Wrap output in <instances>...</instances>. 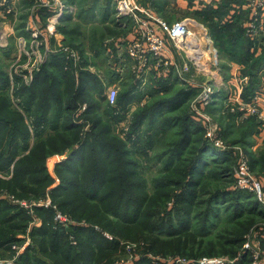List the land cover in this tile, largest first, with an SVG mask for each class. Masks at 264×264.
<instances>
[{
	"label": "trees",
	"instance_id": "16d2710c",
	"mask_svg": "<svg viewBox=\"0 0 264 264\" xmlns=\"http://www.w3.org/2000/svg\"><path fill=\"white\" fill-rule=\"evenodd\" d=\"M224 1L226 4L223 8H206L198 12L196 17L209 29L221 56H226L229 62L244 65L241 77H250L244 94L247 99L260 91L259 73L264 68V52L256 56L254 43L244 37L243 29L237 23L225 22L220 25L214 21V16L222 18L229 15V1ZM38 14L44 26L51 13L41 10ZM66 19H62L58 28L59 32L65 33V37L68 36L64 45L78 50L82 60L83 57H89L90 48L85 46L86 41L76 37L78 34L73 36L80 29V24H71L75 26L68 31L71 18ZM106 19L108 16L102 23L106 22L110 26L111 22L113 29H116L112 35H108V39L121 35L114 18L111 21L108 19V22ZM80 34L85 36V31H80ZM114 47L111 43V48ZM87 68V61L75 65L73 62L68 63L61 52L49 54L39 69L34 71L32 81L26 83L20 74L12 72L10 75L0 66V172L10 176L8 181L0 179V191L7 190V197L14 196L29 202L47 196L52 200L49 208L33 207L35 218L41 224L28 232L35 218L19 205L10 204L7 197H0V249L11 251L14 243L22 242L23 239L17 237L19 231L24 230L34 240L14 264H117L113 258L117 256L115 253L123 249L118 241L122 237L128 241L143 242L148 249L145 253L136 251L139 258L133 264H155L152 257L166 259L169 254L164 246L167 240H161L160 237L181 236L187 230L189 214L200 204L197 201L198 189L209 196L208 203L211 206L220 204L219 200L223 199H219V196L226 197L225 191L216 190L213 195L206 190L209 180L201 176L206 169V155L210 154L215 165H226L233 161L232 153L216 151L212 143L204 138L205 130L200 117L181 116L172 124H167L164 118L187 99L191 100L196 95V89L188 86L179 89L171 97H161L157 103L146 105L139 116V127L146 125L145 122L152 129L156 124L162 128L181 125V133L178 135L182 137L181 141L176 145L166 141L165 153L157 158L159 163L163 161L161 159L170 158L165 161L164 169L159 170L160 176L165 175L163 178L167 179H153L151 192L147 193V180L141 176L139 170L142 168L134 159L131 149L137 138L141 139L142 132L140 134L139 131L136 133L131 130L124 140L112 136L103 114L99 112L100 101L95 100V97H100L108 107V116L120 119L119 111L126 110L129 105L126 96L129 93L128 97L135 99V91L140 82L134 79L129 91L123 96L119 94L113 106L107 101L106 86ZM176 82L180 83L176 79L157 81L160 88L154 86L152 90L162 96L170 93L169 90ZM114 83L111 81L110 85ZM83 105L87 108L81 111ZM231 115L235 120L238 117L233 113ZM195 120L201 122V129ZM199 129L202 131L200 146L191 150L190 158L183 157L184 151L181 150ZM148 137L154 138L153 134ZM130 141L133 145L129 144ZM146 142L151 147V140ZM55 155L66 156L56 164V178L47 167L48 160ZM176 158L185 160L180 161L177 167ZM256 163L261 164L259 172L264 174L263 151ZM219 167L223 168L222 171H229V167ZM233 171L231 168L229 176ZM229 191H226L227 196L231 194ZM238 193L242 199H251V207L261 211V215L264 214L252 195ZM213 211L210 210L207 215L196 213V219L202 224L200 234H206L207 221ZM58 212L71 218L69 228H62L56 223ZM105 233L115 238L108 239ZM243 241L239 236L238 245ZM262 241L264 243V238ZM183 255L190 254H177L175 258ZM247 256L242 248L237 261L245 264ZM197 259L201 258L194 260Z\"/></svg>",
	"mask_w": 264,
	"mask_h": 264
},
{
	"label": "rangeland",
	"instance_id": "374dc122",
	"mask_svg": "<svg viewBox=\"0 0 264 264\" xmlns=\"http://www.w3.org/2000/svg\"><path fill=\"white\" fill-rule=\"evenodd\" d=\"M140 1L142 3L147 2V0ZM167 9V11H164V14L171 21L175 22L181 19L178 10H176L175 8L171 9V7ZM29 20H31V18H29L28 21ZM106 20L107 22L109 21L108 19ZM33 21H36V19L32 20V22ZM73 23H77V21L70 23V25ZM109 24L112 27L111 22ZM70 25H68V31H70L72 26H75ZM110 26H107L106 22L102 24L89 25L88 23L85 24V22L80 21V29L75 31L73 33V36L78 34L76 37H81V40H85V46L88 45L90 51H92L91 54H89V57H83V64L86 63V61L89 63V69H87L92 73L96 74L97 78L100 79L101 82H103V84L106 86V92L108 91L109 87L116 85L119 87V94L123 96L129 91V88L131 86L130 84L131 82H134L135 78L133 77L131 60L126 57L128 55H126L125 52L119 55L118 48L117 52L115 47L114 49L111 48V40H109L108 37L112 35V32L116 31V29H113V27L111 29ZM110 29L112 30L111 32L109 31ZM82 30L85 31V36L80 34V31ZM62 33L65 35L63 31ZM102 38H104L105 40L103 39V41ZM106 48H108V50H106ZM121 48L124 49L125 47L122 46ZM221 58L223 60L222 56ZM0 61L3 65L4 71L10 70L11 67L14 69V66L16 67V70L18 69V60L15 57L0 56ZM223 63L224 61L222 62V64ZM225 73H227V71H225L224 74ZM223 78L224 81L222 80V84L224 85V87L222 88L223 90L220 91L219 96L217 97V99L221 102L214 106L215 108H208L206 112L213 119V122L218 129L219 135L227 147L226 151H230L232 153L233 161H229L228 163H226V165H215V163L211 161L212 158L210 157V154L208 156L206 155L205 161L207 162L204 165L206 166V169H204L201 178L206 179V181L209 180V184H206L205 187L206 190H208L213 195L217 191H225V194H228V192H226L227 190H230L229 193L231 194H229L228 196L227 194L224 195L228 197L229 200H227L228 198L226 197L220 198L221 196H219V199H223L219 200L220 204H215L211 206L210 203H208V201L210 200L209 196L203 194V192L198 189L199 198L197 199V201H199L200 204L195 206L194 210L189 214V224L186 226L187 230L183 232L181 236L176 235L174 237H168L164 235L160 237L161 240H167V245H164L167 252L169 253L166 259L175 258V255L177 254L182 255L183 253H187L190 255H183V257H179L186 260V262L192 261V264H202L201 262L204 259L219 260L220 264H241L237 260L238 258H240L242 248L246 242L253 243L254 245H258L257 243H260V245L262 246L261 248L264 251V243L262 241L264 237V214L261 215V213H259L261 211L251 207V199H242V195L239 194L236 189L234 177L232 175L229 176L230 169H234L235 166L238 164V157L240 155H244L249 161L252 171L264 183V174H261L259 172L261 164L256 163V159L259 158V154L262 151L264 152V135H261V133L258 132L260 128L262 129V123L259 120H252L251 118L241 119L237 117L236 120L233 119L230 109L229 113L227 111V107L225 104L226 101L224 100V98L228 93L233 92L236 88L232 86L233 84H230L229 80L225 76H223ZM262 80H264V75L262 76ZM111 81H115L116 83L110 85ZM156 82L157 81L155 79L149 77L147 83L145 85L139 86L138 89L135 91V99H130V97H128V93V95L126 96V100L128 99L129 105L126 107V110L121 109L119 111L120 119L113 115L108 116V113H106V111H108V107L105 106L106 104L103 103L102 99L100 100V97H95L96 101H100L99 112L103 114L105 123L109 127L108 130L110 131V134L112 136H116L119 139L124 140V138H127V134L131 130H134V132L136 133H138L139 131L140 134L142 132L141 139L137 138V141L134 142L135 145L131 146V149L132 153L134 154V159L140 164L142 168V170H139L141 176L147 180V193L151 192V181L153 179H167V177L163 178L165 177V175L160 176L161 174L159 170L164 169L163 167L165 165V161H169L170 158L167 157L166 160L161 159L163 161H160V163L157 162V158L160 157L161 153H165L167 148L165 146L166 141L172 142V144L175 143V145L177 142L179 143V141H181L182 137H178V135L181 133V125H178V127L175 128H169L167 126V128H162L161 126L156 124L155 128L152 129L150 125L145 122L146 125L139 127V125L137 124L139 116L141 115V112L143 111L146 105L155 102L157 103V101L161 97H171L172 95L177 93L181 88H188L187 84L182 86L180 83L178 84L176 82L173 88H171L170 90L167 89L170 91V93L168 92V94H162V96H160V94H157V92L152 90L154 86L156 88H160V86L157 85ZM263 83L259 84L258 86H264ZM93 88L96 89L97 87L93 86ZM258 93H261V90L258 91ZM243 94H245L244 90ZM97 95L98 94H96L95 92V96ZM192 99H187L185 103H182L180 106H177L171 112L166 114L164 118L166 119L167 124L174 123V120L181 116L183 117L190 115L192 116V118L198 116V114L195 113L194 105H192ZM119 122L121 123V125ZM194 122L201 129V122H199V120H195ZM200 129L198 130L196 135H192V139L190 140L189 144L181 150L184 151L183 157L190 158V155L192 153L191 150L200 146L201 142L199 141L202 140V131H200ZM249 132H251V134H249ZM152 134L154 138L150 139L148 136ZM260 136H262L263 138ZM146 140H151V147H149V144L148 142H146ZM131 142L132 141H130L129 144L133 145L131 144ZM136 149L140 150H138V152L136 151L135 153L134 151ZM184 160L185 158H176L175 166L178 167L180 161ZM218 166H224L225 168L229 167V171H222L223 168H218ZM195 177L199 178L197 175H195ZM0 179L8 181L10 179V176L6 172H0ZM0 193V197H7V195L5 194L7 193V190H1ZM7 199L10 204H17L24 210H27L21 205L22 203H20L26 200H19L15 197L14 199L7 197ZM258 207L259 209H262L259 204ZM210 210L214 211L212 216L207 221L206 234L202 235L200 234L199 230L202 224L200 221L198 222L195 215L198 212L203 213L202 215H207L209 214ZM262 210L264 211V209ZM28 214L33 217L30 211ZM35 225L36 222H31L28 232H30L32 227H38ZM191 233L194 234V237ZM104 235L108 237V239L115 238L109 233H105ZM239 236L244 239L241 245H238L237 243ZM17 237L23 239L22 242L19 241L17 243H14L11 246V251H8L7 248L0 249V261H5L6 259L14 258L17 254V251L14 250V246L22 247L27 238L30 239V244L34 243L33 238H31L28 234H25L24 230L19 231L17 233ZM118 241L119 245L122 246L124 250L122 249V251L120 249L117 254L115 253V256L117 255L113 258L115 262H118L119 259L123 260L132 258V255L135 254L136 251H139L140 253H145L148 250L143 244V242L140 243L133 242L131 240L128 241L125 240V238L123 237L119 238ZM30 244L28 246H30ZM128 245L133 246L134 249L130 251L131 248L128 249ZM28 246H26L25 249L21 251L20 255H22L26 251ZM207 251L209 252L205 254V252ZM196 258L201 259L194 260ZM189 264L191 263L189 262Z\"/></svg>",
	"mask_w": 264,
	"mask_h": 264
},
{
	"label": "built area",
	"instance_id": "2783aa9c",
	"mask_svg": "<svg viewBox=\"0 0 264 264\" xmlns=\"http://www.w3.org/2000/svg\"><path fill=\"white\" fill-rule=\"evenodd\" d=\"M33 7L32 13L38 16L41 10H46L51 14L47 17L44 28L35 25L31 30L29 39L25 36L18 37L20 44L19 55L17 58L18 69L14 66L8 70L9 74H20L26 83L33 79L34 71H37L43 64L49 54L63 53L68 63L75 65L81 63V53L69 46L54 43L61 25L62 19L70 14L69 7L63 0H29ZM244 11L249 12V19L242 24L245 36L258 43H264V0H245ZM0 8L6 15L16 11L10 0H0ZM114 23L121 31V37L115 41L111 38L118 54L126 53L127 58L131 60L133 76L140 85H145L149 77L156 81L177 80L180 84L188 85L196 89V95L192 99V105L195 107V113L202 119V125L205 130V138L209 140L216 151H226L227 147L219 135L218 129L213 119L206 112L207 109L219 102L217 97L224 85L223 78V60L220 51L207 27L190 17H185L178 21L170 23L159 17L152 9L139 3L137 0H114ZM125 47L122 49L121 47ZM255 49V48H254ZM260 49H257V53ZM24 63V64H23ZM22 64V65H20ZM237 87L234 86L233 92L228 93L224 100L226 101L227 111L238 115L241 119L254 118L262 123L261 132H264V92L256 93L247 99L243 94L242 81L236 79ZM229 89V88H228ZM119 95V87L111 86L106 92V98L110 105H116ZM87 108L83 105L81 111ZM205 111V112H204ZM65 155H55L51 160L53 165L63 161ZM238 192L250 194L259 202V206L264 209V183L252 171L249 161L244 155L238 157V164L232 173ZM14 199V197L8 196ZM19 202V201H18ZM21 205L25 207L35 218L33 207L52 206V200L49 196L39 201H22ZM56 223L62 228H69L72 224L71 218L62 213H57ZM36 225L41 222L35 218ZM108 238V237H107ZM264 238V237H263ZM110 239V238H109ZM112 240V239H111ZM30 244L27 238L22 247L14 246L17 254L12 259L0 261V264H14L20 256L21 251ZM254 245L246 242L243 249L246 251L247 261L245 264H264V251L260 243ZM134 249L133 246L127 247ZM136 251V250H135ZM137 253L132 258L118 261L117 264H133L138 259ZM155 264H189L182 258L161 259L153 258ZM202 264H220L219 260H206Z\"/></svg>",
	"mask_w": 264,
	"mask_h": 264
},
{
	"label": "crops",
	"instance_id": "0c3cea01",
	"mask_svg": "<svg viewBox=\"0 0 264 264\" xmlns=\"http://www.w3.org/2000/svg\"><path fill=\"white\" fill-rule=\"evenodd\" d=\"M10 1L13 5L15 3L16 11L14 13L6 15L4 10L0 8V56L2 57L3 56L14 57L19 55L20 44L18 42V37L25 36L26 39L30 40L29 36L31 35V30L34 29L35 25L44 28V26L41 25L42 22L39 19L40 18L39 14L38 16L34 15L36 11L32 13L31 9L33 5L29 0H10ZM137 1L143 5L149 6L155 14L169 21L170 23H172L173 21H171L164 14L165 13L164 11L168 10L167 8L171 7V9L175 8L176 10H178L181 19L185 17H190L203 23V21H201L200 18L196 17V14L198 12H202L206 8L209 9L212 8L218 10L221 7L223 8L226 4V3L224 4L225 2L224 0H160V1L147 0L146 3L145 2L142 3L140 0ZM227 1H229V6L227 7V9L229 8V15L224 16L222 18L214 16V21L216 23L217 22L220 23V25H224L225 22H229V24L237 23L238 27L243 29L242 24L244 23V21L249 19V12L243 10L245 0H227ZM63 2L70 9V14L67 15L63 20L70 17L71 18L70 23L77 21V23L80 24V21H82L85 22V24L88 23L89 25L102 24V21L106 16H108V19H110V21L111 19L113 20L114 17V0H63ZM29 18H31V20L28 21ZM35 19L36 21L32 22V20ZM121 36L122 35H117L116 37H114L115 41H117ZM244 37L248 39L245 36V33H244ZM103 39L104 38H102V40ZM52 41L55 44L60 43L64 45V43L67 41V37H65V35L60 31L58 37ZM87 47L89 46L87 45ZM253 48H255L253 50H255L256 56H260L264 52V43L260 45H258V43H254ZM258 48L260 49L259 53H257ZM90 52L88 53L91 54ZM223 59H224L223 76H225L229 80L230 84H233L232 86H236V87H237L236 79L239 78V80L242 81L241 86L245 91V88L249 84L250 77L248 76L241 77V73L244 70V65L236 62H229V59L226 56H223ZM0 66H3L1 61H0ZM225 71H227V73L224 74ZM259 75L261 76V83L264 82V80H262V76L264 75V68L260 71ZM260 90L264 92V86L260 87ZM258 132L261 133V135H264V132H261V128L258 130ZM52 158L48 160L47 167L49 173L54 178H56L55 176L56 163L53 165L51 160Z\"/></svg>",
	"mask_w": 264,
	"mask_h": 264
}]
</instances>
